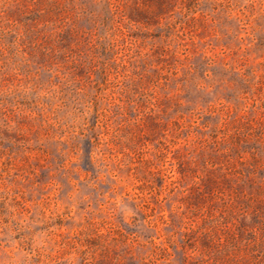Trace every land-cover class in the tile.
Masks as SVG:
<instances>
[{
  "label": "rangeland",
  "instance_id": "1",
  "mask_svg": "<svg viewBox=\"0 0 264 264\" xmlns=\"http://www.w3.org/2000/svg\"><path fill=\"white\" fill-rule=\"evenodd\" d=\"M0 264H264V0H0Z\"/></svg>",
  "mask_w": 264,
  "mask_h": 264
}]
</instances>
